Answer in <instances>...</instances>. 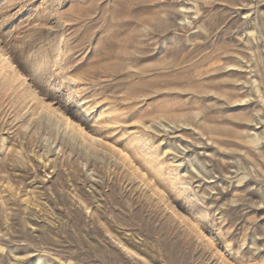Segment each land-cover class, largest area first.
I'll list each match as a JSON object with an SVG mask.
<instances>
[{"label":"rangeland","instance_id":"374dc122","mask_svg":"<svg viewBox=\"0 0 264 264\" xmlns=\"http://www.w3.org/2000/svg\"><path fill=\"white\" fill-rule=\"evenodd\" d=\"M0 264H264V0H0Z\"/></svg>","mask_w":264,"mask_h":264}]
</instances>
